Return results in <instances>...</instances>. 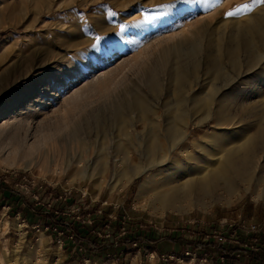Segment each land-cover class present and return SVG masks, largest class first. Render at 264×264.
Instances as JSON below:
<instances>
[{"label": "rangeland", "instance_id": "obj_1", "mask_svg": "<svg viewBox=\"0 0 264 264\" xmlns=\"http://www.w3.org/2000/svg\"><path fill=\"white\" fill-rule=\"evenodd\" d=\"M263 14L261 0H0V264H257L250 256L264 251V199L253 197L254 186L236 182L239 195L228 204L159 214L154 195L137 198L143 175L123 186L115 179L120 160L139 157L125 139L142 138L145 107L155 113L156 159L174 160L193 142L211 149L200 139L211 131L212 117L199 126L189 121L187 141L170 151L166 123L181 109L176 74L194 89L206 83L205 64L226 63L222 56L238 45L236 32ZM177 48L179 66L163 60ZM193 48L198 64L190 60ZM253 75L237 100L250 102L252 115L235 118L244 127L229 128L224 144L234 146L243 131H253L263 111L264 84ZM20 98L22 106L8 107ZM40 99L46 103L38 106ZM259 156L263 165L264 152ZM195 158L204 161L198 152ZM79 162L84 174L75 172ZM139 162L147 167L146 159ZM256 179L264 189V178ZM47 188L62 205L45 204ZM138 229L146 235L180 229L195 249L137 251V242L123 240ZM222 245L230 255L218 252Z\"/></svg>", "mask_w": 264, "mask_h": 264}, {"label": "bare ground", "instance_id": "obj_2", "mask_svg": "<svg viewBox=\"0 0 264 264\" xmlns=\"http://www.w3.org/2000/svg\"><path fill=\"white\" fill-rule=\"evenodd\" d=\"M257 25L260 27L258 28ZM236 35L239 37L238 45L231 52L227 51L228 56H222L226 59V63L220 66V60H218L213 62L215 65L210 62L206 63L205 66L203 65V72L208 75L206 83H197L196 89H194V86H185L186 80L182 77V73H177L174 80V90L177 94L175 106L181 109L166 123L164 132L170 151L187 141L189 121L193 126H199L212 117L211 131L200 139L204 143L211 144V149L205 151L203 145L199 142H193L187 151H182L181 156L174 160H170V155L165 154V156L160 155V159H156L154 147L151 145L152 141L157 138V131L154 128L156 118L151 119L155 113H152L149 107H145L140 112L142 116V119L139 120L143 134L142 138L138 137V142H135L133 138L129 137V134L126 135L127 146L136 150L139 157L135 160L131 155H126L127 157L119 161V173L115 179V185L123 186L134 177L143 175L144 183L139 189L137 198L145 193L154 195V201L159 204L157 210L159 214L164 211L182 213L191 207L206 209L214 203L224 204L230 202L239 195L236 182L242 183L248 188L254 186L256 193L252 192L253 197L264 199V189L259 187L261 180H255V178H264V164L261 165L258 162L259 154L264 152V95L258 96L262 100L263 111L261 114H257L258 118L254 121V130L249 134L243 131V136L238 139L240 141L234 146L231 143L224 144L222 137L229 128L238 130L244 127L240 126V122L234 121L236 117L252 115L250 102H237V100H240L239 97L242 92L250 90V81H252L250 80L252 78L250 74L256 73L253 76L257 78L259 83L264 84V14L259 15L257 18H250L247 26L238 30ZM256 35H260L261 38L258 39V47L254 48ZM246 36L249 39L248 42ZM238 49L243 51V56H237L235 51H238ZM170 54L176 56H163V60L173 58L176 61V66H179L182 63L179 57V54H181L180 49L177 48L175 52ZM189 55L191 56L190 60L198 64L196 62L197 49H191ZM223 66L230 72V77L223 71ZM75 68L77 67L73 64V67L70 66V71L73 73ZM101 76L103 75L101 74ZM247 77H249L248 80ZM242 82H247L248 86L239 88ZM191 90L193 96L189 97L188 92ZM31 94L29 93L27 98H31ZM186 94L188 96H185ZM47 95V93H43L44 97ZM248 97L251 100V95ZM24 103L23 98H20L13 103H8V107H20ZM45 103L44 99H40L38 106ZM140 104H137V106ZM214 105L215 109L213 110ZM131 107H135V104ZM239 108L247 110L243 111L244 114H238ZM2 110H4V107H1ZM134 126L130 124V128H134ZM212 142L214 143L212 144ZM36 145L33 144L24 155H29L30 151L37 147ZM195 152H198L204 158V161H197ZM141 158L147 160V167L140 164L139 160L141 161ZM184 159L188 162H185ZM29 165L30 163H28ZM85 166L84 163L79 162L75 172L84 174L86 171ZM105 170L106 165L104 164L99 172L103 173ZM161 175H164L165 178L161 179ZM85 176L89 177L88 179L93 178L91 175ZM153 179L154 181H152ZM153 204L155 203L153 202Z\"/></svg>", "mask_w": 264, "mask_h": 264}, {"label": "crops", "instance_id": "obj_3", "mask_svg": "<svg viewBox=\"0 0 264 264\" xmlns=\"http://www.w3.org/2000/svg\"><path fill=\"white\" fill-rule=\"evenodd\" d=\"M47 191V196L45 199V204H49V206L53 205H62L63 203L58 201V200H54L53 193H51L50 191H48L49 189H46ZM172 233H167V232H161L156 234L157 236H160L162 238L158 239V241H141L140 243H138V247H137V251H142V250H148L150 252H155V254H160V251L164 252V253H168V252H172L175 255H178L179 253L181 254L184 251H188L190 250L191 247V242H188L186 239L187 234L183 233L182 230L178 229L177 230H173L170 231ZM172 237H179L177 240L171 239ZM185 240V241H184ZM124 245H119V250H121V248ZM127 247V246H126ZM131 248V247H129ZM161 249V250H160ZM156 258L157 255H155ZM160 264V263H158Z\"/></svg>", "mask_w": 264, "mask_h": 264}, {"label": "trees", "instance_id": "obj_4", "mask_svg": "<svg viewBox=\"0 0 264 264\" xmlns=\"http://www.w3.org/2000/svg\"><path fill=\"white\" fill-rule=\"evenodd\" d=\"M149 233H148V235H146L147 233H145L144 230L138 229L136 231V233H134L132 236L128 237L126 241L123 240V242H128V243H130V242H137V243H140L141 241H158V239L162 238L160 236H157L156 237V234H154L152 232H149ZM178 238L177 237H172L171 239L177 240ZM191 245H193V242H191ZM224 245H222V247H221L222 249L219 250L218 252L228 256V255H230V252H228V253L225 252V249L224 248H228V247H225ZM194 246L195 245H193V246L190 247V251H192L193 249H195ZM261 252H262V254H260V249H259L257 252H254V253L251 252L250 253V255L253 253L250 256V258L252 260V263L255 262L257 264H260V263L261 264H264V251H261ZM231 255H232V253H231Z\"/></svg>", "mask_w": 264, "mask_h": 264}, {"label": "snow or ice", "instance_id": "obj_5", "mask_svg": "<svg viewBox=\"0 0 264 264\" xmlns=\"http://www.w3.org/2000/svg\"><path fill=\"white\" fill-rule=\"evenodd\" d=\"M261 2H264V0H261ZM245 8H247V6H245ZM237 11H239V9H237ZM226 15L229 16V17H231V16L235 15V13L228 12Z\"/></svg>", "mask_w": 264, "mask_h": 264}, {"label": "built area", "instance_id": "obj_6", "mask_svg": "<svg viewBox=\"0 0 264 264\" xmlns=\"http://www.w3.org/2000/svg\"><path fill=\"white\" fill-rule=\"evenodd\" d=\"M34 199H36L37 197L33 196ZM47 206H49V204H47ZM68 238H71V236H69ZM134 244V243H132ZM184 253H188V252H184Z\"/></svg>", "mask_w": 264, "mask_h": 264}]
</instances>
